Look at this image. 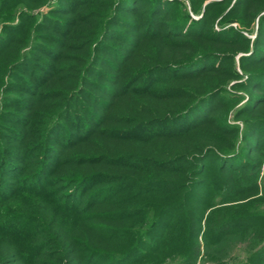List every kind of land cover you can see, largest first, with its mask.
<instances>
[{
    "label": "trees",
    "instance_id": "obj_1",
    "mask_svg": "<svg viewBox=\"0 0 264 264\" xmlns=\"http://www.w3.org/2000/svg\"><path fill=\"white\" fill-rule=\"evenodd\" d=\"M47 1L0 0V18L18 16L0 33V227L8 229L0 248L13 247L2 235L25 242L30 231L42 247L57 242L55 264H161L172 250L173 264H196L252 221L226 218L197 196L213 160L217 175L256 172L260 161L241 154H264V0H188L199 19L176 10L179 0H56L40 16L29 12ZM248 52L239 59L247 80L231 86L252 92L236 114L240 131L216 114L243 99L227 87L243 79L235 58ZM249 174L240 198L258 192L257 172ZM19 196L42 200L36 217L8 205ZM133 201L141 204L115 209ZM142 215L143 225L123 229ZM50 216L81 228L52 240ZM261 239L255 264H264ZM11 249H0V264L19 254Z\"/></svg>",
    "mask_w": 264,
    "mask_h": 264
},
{
    "label": "rangeland",
    "instance_id": "obj_2",
    "mask_svg": "<svg viewBox=\"0 0 264 264\" xmlns=\"http://www.w3.org/2000/svg\"><path fill=\"white\" fill-rule=\"evenodd\" d=\"M55 1L56 0H48L47 2L43 4V6L35 8V10L29 11V12L31 14L40 16L41 14L46 13L48 10H50L51 4H53ZM169 1H172V0H169ZM19 3L20 2L15 3L16 6L14 9H16L17 5H20ZM175 8L176 10L182 9L184 12L190 13L193 19H199V16H194L192 14L188 0H179V6ZM103 11L106 12V10H103ZM178 13L180 12L178 11ZM175 16L177 17L178 15H175ZM17 17H18L17 15L13 16L12 19L1 17L0 18V33L4 25L10 24V23L15 24ZM127 17L129 18L130 16H127ZM131 17L129 19H132ZM166 17H167L166 18L167 21H164L165 19L162 18V20L160 21H163V24L161 25L157 24L158 27L163 28L165 27L164 24L166 22L170 23L171 17L170 16L168 17V15ZM66 19H69V17H67ZM135 20L138 23H140L138 18H135ZM229 25H236V24H229ZM187 30H188L187 28L184 29V31H187ZM40 33L43 34L44 32L41 31ZM250 37L254 39L256 38V34L254 33L250 35ZM243 55H249V52L248 54L240 53L235 58V62L237 66L236 68H238L237 71L240 74L241 78L243 79L236 80V81L232 80V83H230V85L227 87V89L230 92H233V96L235 94H238L240 96H243V99L237 103H235L234 101L225 102V104L222 105L219 114H216L217 117L220 116L219 118H223L224 116L226 120L229 123H231L233 126L239 127L240 131H243L244 129V123H243L242 118H240V120L236 118V114L239 108L248 101L249 99L248 93H252V92L249 88L233 90L231 86L236 83L238 84L241 82H246L247 80V74L245 73L244 75L243 74L244 72L242 71V69L239 68V59ZM256 68L257 67H255V69ZM216 115L214 117H216ZM247 117L254 118V116H247ZM263 155L264 154L249 156L246 153L241 154V157H244V159L249 161V164L250 163L256 164V162L260 161L259 168L256 171L257 172L256 184H257L258 192L254 196H249V195L246 196L247 198L245 197L240 198L237 192H238V189L242 187V185L249 184L250 177H251L249 173L252 172V174L253 173L255 174L256 172L254 171V169L250 171L249 169H246L247 168L246 167L245 168L246 170L244 169L245 171L243 170L244 172L242 173V172L237 171V168L234 166V167H229L230 169L227 170V173H224L223 175H221V172L219 171L220 175H217L218 167L220 163L216 162L215 160H213L209 165L210 167L206 169L207 171L206 179L209 181V183L206 184L205 187H201V190L199 191L198 196H197L200 199L198 201H203L204 197L206 198V196H208L206 203L209 202V204H212L214 206L210 210L221 208L220 213H222L226 218L233 219V218L246 217L248 219L251 218L252 221H251V224L249 225L244 223V224L235 226V228H233V232L231 235L226 236L225 238H222L221 240H218V242H216L211 247L210 253H207V252L204 253L203 251L201 257L197 260L196 264H244V263L255 264L254 261L257 260V257L254 254V252L261 245L262 243L261 238L262 236H264L263 235L264 234V156ZM212 169L216 172H215V175H213L211 178V176H209L208 173H210L209 171H211ZM234 172H239V173L237 175L234 174L232 176V173ZM223 178H224L223 184H225V182H232V181L235 184V187L233 189L229 187V190L231 191L232 194H230L231 196L229 195L228 197L226 196V199H225V196L223 195V191L228 190V189L225 186H223L220 182V180L223 181ZM9 180L11 181L12 179L9 178ZM1 197L4 198V195H2ZM8 197H10V194L7 195L5 199ZM80 199L81 198H79L78 200ZM9 201L7 202L8 205L14 204V203L17 204L18 207L16 209L18 210H15L17 213L27 214V215H30L31 217L32 216L36 217L37 212L35 208L37 205L43 203L42 200L28 201L27 199H24L20 196L17 197L16 199H11L12 203H9ZM29 203H31L32 206ZM20 204H25L26 206L21 207ZM139 204L141 203H139L138 201L127 202L126 204L116 206L115 209L122 210L124 208H131L132 206L139 205ZM196 207H199V206L196 205ZM21 208H24L25 211H19V210H22ZM97 209L102 210V208H97ZM97 209L95 210V212L98 211ZM75 219L76 218L74 217L68 220H65L63 217H58V219L57 218L54 219L53 217H51V226L49 227L47 225L45 226L44 229L45 230H47L48 228L50 229L49 232H51V236H53L52 240L54 239V233L57 231H60L62 234L65 233V238L69 239V238L74 237V235H77L79 228H81L80 226L81 224L78 227L75 226ZM128 219L124 220L125 222L127 221L128 222L123 223L124 224L122 226L123 229H125L126 227L127 229L137 227V226L143 225V223L146 222V218L143 215L132 217L129 220ZM98 221L99 220H96L97 223H99ZM120 221L124 222L123 220H120ZM95 223L93 222V220L92 221L90 220L87 222V225L93 226L95 225ZM203 229H204V226H203ZM0 231L4 232V231H8V229L6 227L1 226ZM15 236L22 237L20 234H17ZM15 236L13 235L11 237L10 236L8 237V236L2 235V237H5L6 239H8L6 240V243H10L9 240L12 241V243L10 244H12L13 247L14 246L17 247V250H19V254H17L16 256H12V258H9V260L4 264H55L56 262L55 257L58 252H54L55 248L53 247L54 245H56L57 243L56 241L45 242L44 246L42 247L41 245H43L44 240H41V234L39 233H37L36 235H31V232L29 231L28 235L23 236V238H27L25 242H22L21 240L18 241L15 238ZM4 246L6 247H1L0 249L6 251V250L13 248L9 244L4 245ZM180 246L181 244L178 247ZM73 248L77 249V243L74 244ZM11 250L13 251L14 249H11ZM172 251L166 252V258H164L166 259V262H163V259H162L160 260L161 264L179 263L178 262L180 259L179 256H176V253ZM86 253L87 251H84L82 252L81 255H86ZM67 255L71 257L69 249L67 251ZM74 256L79 257V254L75 253ZM155 259L156 258L151 259V260H146L145 262H143V264H159V261ZM84 261L74 259L72 260V264H80L81 262L83 263ZM94 264H98V261L94 262ZM100 264H106V263H100Z\"/></svg>",
    "mask_w": 264,
    "mask_h": 264
}]
</instances>
